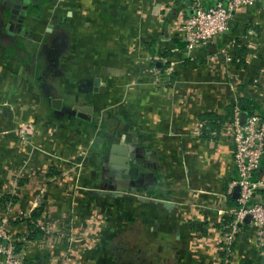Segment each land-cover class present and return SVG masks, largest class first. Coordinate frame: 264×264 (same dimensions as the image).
Wrapping results in <instances>:
<instances>
[{
  "label": "crops",
  "instance_id": "obj_1",
  "mask_svg": "<svg viewBox=\"0 0 264 264\" xmlns=\"http://www.w3.org/2000/svg\"><path fill=\"white\" fill-rule=\"evenodd\" d=\"M12 2L0 0V197L10 193L9 218L31 213L45 190L37 224L46 230L22 238L24 264H264L249 220L233 240L225 235L237 197L230 111L264 112V0L239 7L228 31L192 51L179 35L186 0H35L8 28ZM75 106L82 121L102 113L114 133L90 148H100L99 169L88 153L78 176L45 183L68 166L44 149L74 154L45 114ZM17 124L32 131L22 137ZM117 133L148 158L151 195L99 188ZM253 177L264 179V157ZM253 200L264 201V189ZM22 219L9 221L17 241L29 231Z\"/></svg>",
  "mask_w": 264,
  "mask_h": 264
},
{
  "label": "built area",
  "instance_id": "obj_2",
  "mask_svg": "<svg viewBox=\"0 0 264 264\" xmlns=\"http://www.w3.org/2000/svg\"><path fill=\"white\" fill-rule=\"evenodd\" d=\"M255 0H225L205 7L201 0H193L191 13L183 19L179 31L185 49L192 51L197 46L205 45L229 30L233 12ZM239 111L232 116L234 152L233 161L237 178L231 187L239 185L233 219L225 235L234 239L245 222L246 215L254 226V242L264 253V201H254L256 190L264 189V179L254 178V172L260 167L264 157V116L254 110L248 114L245 123L239 121ZM230 187V192H231ZM0 225V264H24L21 252H16V237L7 226L8 218H3ZM46 230V227L41 225Z\"/></svg>",
  "mask_w": 264,
  "mask_h": 264
},
{
  "label": "rangeland",
  "instance_id": "obj_3",
  "mask_svg": "<svg viewBox=\"0 0 264 264\" xmlns=\"http://www.w3.org/2000/svg\"><path fill=\"white\" fill-rule=\"evenodd\" d=\"M192 3H193V0L191 2V5H192ZM58 95L59 94H56L57 97H58ZM77 110H78V108L75 106V107H73L72 111H70V113H67V112H69V110H67V111L63 110L62 112H60L56 116L45 114L46 117L52 118V120L50 119V121H51L50 123H53L55 125V127H53V129H55L57 132H61V134H63L64 136L70 137L68 141H65V143L61 142V144L63 147H66V146L72 147V151L74 153L72 156H63V155L58 156L57 154H55V152H52L51 150L47 151L43 148L45 155H48L52 161L57 160L58 163H60V165H61L60 168H62V166H65V165L68 166V168L65 171H63L60 175L58 173H56V174L54 173V175L52 174L51 176H49V178H48V175L45 176V178H44L45 183L52 182V181H58V178H59L60 182L63 181V183H66L69 179L73 178L74 176H78L80 174L81 166L86 164V162H88L86 160V157H85L86 154H88V153L90 154L92 161L95 162L96 169L97 168L99 169L100 148L94 150L95 153L92 152V150H90V148L92 146H94L92 144H95V146H96L97 142H99L101 144L103 141L110 138L112 136V134L114 133L115 126H113L112 124L109 123L107 125L108 127L103 128L101 125L104 122V116L102 115V113H99V115L93 114L89 121H82V120L78 119V117L76 116ZM14 131H17L18 135H20V136L22 135V137H23L25 132L32 131V129L29 127H25V129H23L22 125L17 124L14 127ZM3 132H1V133H3ZM117 135L119 137L116 138L115 143L109 144V147L105 151V154H106L104 156L105 162L103 164V172L104 173L110 172L111 169L117 168L118 161L115 160V157L113 154L116 150L115 148H118L120 145H123V142H120V133L119 134L117 133ZM23 143L28 144V142L27 143L23 142ZM31 147L33 149L39 148L38 146L35 145V143L34 144L32 143ZM129 147L134 148V144H130ZM75 151H76V153H75ZM0 160L3 161V158L0 157ZM141 165H142V163L138 166L137 169H131L129 172V174L131 176H130V180H128V182H130V184L132 186H135L137 183H140V180H138L137 175L142 176V173L143 174L145 173L144 178H146V179L152 178V176H153L154 169H152L149 166H146V171L143 172L142 169H144V167ZM119 170H123V163L122 162L119 164ZM57 172L60 173V171H57ZM55 175H58V176H55ZM139 179H140V177H139ZM111 183H113V185L125 184L121 180L114 181ZM42 189L43 188L41 186V188L39 190H36L37 192L40 193V197H41L40 201L37 203L36 207L40 205V202H42V198H43L42 197L43 196L42 191H45ZM94 189H96V188H94ZM94 189H91L90 191L93 190L95 193L99 192L98 190H94ZM100 192H102V191L100 190ZM101 194L111 196L110 193L102 192ZM130 194L134 195V198L140 196V194H137V193H130ZM131 195H126V196L128 197ZM8 196H10V193L4 192V193H2V196L0 197V199H1L0 200V225H2L4 223L2 221V219L5 217L8 218V222L9 221L14 222L15 220H18L19 217H22L24 219L25 215L28 217L30 216V213L24 214V215L20 214L19 217H16L15 219H10L9 218L10 217L9 212H10V208L12 205L10 204L11 200ZM129 225H131V224L129 223ZM8 226H7V228H8ZM125 240L127 241V239H125ZM118 244H121V242H118ZM15 247H16V252L20 253V249L18 248V246H15Z\"/></svg>",
  "mask_w": 264,
  "mask_h": 264
},
{
  "label": "water",
  "instance_id": "obj_4",
  "mask_svg": "<svg viewBox=\"0 0 264 264\" xmlns=\"http://www.w3.org/2000/svg\"><path fill=\"white\" fill-rule=\"evenodd\" d=\"M19 1L20 0H14V3L18 5ZM96 82L98 83V79L96 80ZM60 103H61V99L55 98V99H53L52 105L56 108H59ZM238 116H239V121L241 123H245L247 120L248 112L241 110V111H239ZM132 141H134V138H132ZM120 142H122V141H120ZM123 143L127 144V145L123 144V145H120L118 148H115L116 150L113 154L115 157V160L118 161L117 168L111 169L110 172H106V173L102 172L103 178L104 179L106 178L105 187H103V185H102L99 188L110 190V191H112L111 192L112 194H118V193H113V191L117 190V189H124V190L128 189V190L136 191L137 194L141 193L142 195L143 194L147 195L149 193L147 192V185L144 182L145 173L144 174L142 173V176L137 175L138 180H140V183H137L135 186H132L130 184V182H128V180H130V176H131L129 174L130 170L131 169H137L141 163H142L141 166L144 167V169H142V171L143 172L146 171V166H148V164H147V161H145V160H148V158H143L144 156L142 157V155H140L136 149L129 147L130 143H126V142H123ZM105 155L106 154H104V156ZM104 156H103V159H104ZM142 158L144 159V161L140 160ZM103 162H105V161H103ZM121 162L123 163V170H119V164ZM139 177H140V179H139ZM118 180H121L125 184L113 185V183H111V182L118 181ZM98 191L100 192V190H98ZM234 191H236V193H237L236 196H237L238 191H239V185L234 186ZM102 192H106V191H102ZM102 192H100V193H102ZM107 193H110V192H107ZM149 195H151V194H149ZM157 197L161 198L160 196H157ZM245 220H249V215H246ZM262 262L264 263V257H263Z\"/></svg>",
  "mask_w": 264,
  "mask_h": 264
},
{
  "label": "trees",
  "instance_id": "obj_5",
  "mask_svg": "<svg viewBox=\"0 0 264 264\" xmlns=\"http://www.w3.org/2000/svg\"><path fill=\"white\" fill-rule=\"evenodd\" d=\"M187 2H192V0H186ZM238 109L239 110H244L246 112H248V114H251L255 109L253 108H250L249 105H238ZM257 111L262 115L264 116V112L260 109H257ZM233 115L234 113V107L231 108V111H230ZM210 118H213L214 120H217L216 122V125H219V123L222 121V117L220 116H214L213 114L211 113H205V114H202L200 119L201 120H207L209 122H211V120H209ZM235 203H236V200H235ZM43 208H44V203L41 202L39 206L35 207L31 213H30V216L28 218H24L22 220H25L28 224V234L24 237H21L20 240L16 241L15 242V246H18V248L20 249L21 245H22V238L23 239H28V240H31V239H39L42 237V234L44 232V229L41 228V225L40 224H37V220L41 217L42 215V211H43ZM232 218V217H231ZM19 220H15L14 222H17ZM245 264H249L248 261L245 262Z\"/></svg>",
  "mask_w": 264,
  "mask_h": 264
},
{
  "label": "flooded vegetation",
  "instance_id": "obj_6",
  "mask_svg": "<svg viewBox=\"0 0 264 264\" xmlns=\"http://www.w3.org/2000/svg\"><path fill=\"white\" fill-rule=\"evenodd\" d=\"M14 1V0H13ZM32 1L35 0H20L18 5L15 4L14 2L10 3V8L14 10V13L12 14V20L9 21L8 28L12 26V24H15L16 22L13 20H21L22 19V14L25 10H32ZM16 53V50H13Z\"/></svg>",
  "mask_w": 264,
  "mask_h": 264
}]
</instances>
